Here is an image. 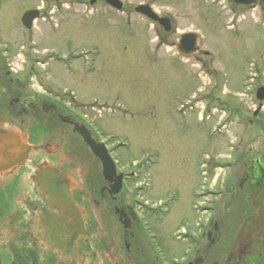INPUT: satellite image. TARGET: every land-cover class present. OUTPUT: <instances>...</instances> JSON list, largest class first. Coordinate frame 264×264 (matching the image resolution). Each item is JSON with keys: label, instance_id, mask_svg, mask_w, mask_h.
<instances>
[{"label": "rangeland", "instance_id": "rangeland-1", "mask_svg": "<svg viewBox=\"0 0 264 264\" xmlns=\"http://www.w3.org/2000/svg\"><path fill=\"white\" fill-rule=\"evenodd\" d=\"M13 1L0 2V52L23 72L38 59L31 75L40 88L90 117L100 137L109 134L119 169L134 162L129 167L137 175L128 181L141 207L146 200L143 227L154 232L150 240L163 263L180 264L206 219L201 207L214 204L238 154L264 152V98L262 109L250 113L255 88L264 86V4L121 0L122 10H115L104 0ZM139 2L169 16L171 29L163 32L137 13ZM38 5L39 16L25 30L21 10ZM189 29L208 51L198 60L174 50L177 34ZM204 147L217 191L208 199L194 195Z\"/></svg>", "mask_w": 264, "mask_h": 264}, {"label": "flooded vegetation", "instance_id": "flooded-vegetation-1", "mask_svg": "<svg viewBox=\"0 0 264 264\" xmlns=\"http://www.w3.org/2000/svg\"><path fill=\"white\" fill-rule=\"evenodd\" d=\"M257 4L263 5L264 0L248 6L254 7ZM28 8L33 7L21 10L19 21L22 12ZM29 29L30 27L25 28ZM200 53L201 51L195 56L199 58ZM6 60V56L0 52V120H18L19 129L24 131L27 141L36 144L37 157L36 162H26L17 169L23 175L21 181L17 175H0V264H40L43 258L46 259V264H75L50 254L37 240L34 226L33 231H29L31 214L45 203V198L39 195L33 180L25 177V174L32 171L27 166L51 162L60 169V161L62 164L64 162V169H79L82 176L84 175L73 191L78 190L79 195L88 196L93 201L100 198L107 202L104 214L101 216L96 212L94 217L97 220L93 219L87 225L86 238H77L84 254L83 264H162L160 251L154 249L150 240V235L154 232H150V227H143L139 216L142 217L145 213V209H142L143 203L141 207V201L128 189V180H133L136 172L128 167L124 170L118 169L123 172L124 187L122 185L121 189L114 192V173L108 177L103 175L100 161L86 141L95 144L96 140L103 139L96 132H82L83 124L79 118L68 116L47 97L38 95L35 90L31 91L35 84L42 85L41 80L31 75L35 73L31 64L25 72L22 68L21 72L14 73L10 71ZM32 61L37 62L38 59L33 58ZM32 78L34 81H31ZM251 113L254 116L256 114ZM104 144L109 151L110 144L107 141ZM204 154L205 151L202 153L203 157ZM205 171L209 172L208 162L203 173ZM205 178L202 177L201 189L195 194L208 199L207 195L211 191ZM243 184L253 187L252 193H247L244 197L246 205L251 209L246 207L233 212L238 206V195ZM218 195V201H224L223 210L227 204L234 209H230L224 218H212L209 216V207L202 206V211L207 212L206 219L197 230L191 249L180 264H264V225L245 224L246 218L258 214L261 204L263 205L261 198L264 196V153L260 156L249 155L248 152L241 154L238 164L230 168L222 180ZM93 205L94 208L97 207L96 204ZM217 207L215 204V208ZM109 215L116 216V224L106 219ZM8 242H11V247ZM18 247L27 262L25 258L10 259L15 255L12 251L9 255L2 256V248Z\"/></svg>", "mask_w": 264, "mask_h": 264}, {"label": "water", "instance_id": "water-1", "mask_svg": "<svg viewBox=\"0 0 264 264\" xmlns=\"http://www.w3.org/2000/svg\"><path fill=\"white\" fill-rule=\"evenodd\" d=\"M109 4L119 7L118 0H106ZM241 2H253L254 0H234ZM139 12H142L151 19H154L161 23L164 29H169L167 17H159L151 11V9L144 4H139L135 7ZM35 11L28 10L22 17L31 19L35 16ZM176 47L178 51L189 54L194 52L198 47L197 35L194 32L186 31L179 34L176 40ZM256 96L261 98L263 96V88L259 87L256 92ZM66 116V115H65ZM67 119L69 118L66 116ZM19 122L16 119L0 120V175L2 176H15L17 175L21 181L23 175L19 174L17 169L24 166L26 162L28 164L36 162V144L27 141V137L24 131L19 129ZM55 132H57L55 130ZM57 140V138H55ZM92 148V151L97 156L101 164L102 173L105 177L114 173L111 162L107 159L105 154H101V149H98L92 141L86 140ZM57 142V141H56ZM70 154V152H68ZM67 156V155H66ZM42 160V157H40ZM50 160V158L48 159ZM47 160V161H48ZM57 162V160L54 159ZM108 162V166L103 164ZM61 165L57 168L51 162L49 163H37L34 165H28L32 171L29 174H25V177L36 184L39 195L45 198V203L41 204L39 208L31 214L29 221V231H34L37 236V240L49 251L50 254L63 258L66 261H72L75 264H83V252L82 247L78 241V237L85 239L88 233L87 225L92 223V220H97L94 215L98 212L101 216L104 214L105 199H98L93 201L90 197L79 195L78 190H75L77 183L79 184L83 180L84 175L79 169L65 168L64 162L60 161ZM107 168V169H106ZM95 176V175H94ZM116 179L114 183V192L119 189V176L115 175ZM253 187L250 184H243L241 191L238 195V206L229 207L227 204L224 211L219 218H224L225 214L230 210L244 209L248 207L244 197L247 193H252ZM263 205L260 206V212L249 216L245 220V224L256 226L264 225V196L261 198ZM261 200V203H262ZM41 203V202H39ZM96 204V208L94 205ZM243 215V213H241ZM93 215V217H90ZM244 216V215H243ZM245 217V216H244ZM113 224L117 223L115 215H109L106 217ZM36 221V223H35ZM36 224V225H35ZM37 226V228L35 227ZM11 242L7 244L11 247ZM6 243H3V245ZM12 249V250H10ZM12 251L13 255L10 259H27L18 248H2V256L9 255ZM16 251L18 253H16ZM24 252V251H23ZM30 264V263H29ZM40 264H46V259H41Z\"/></svg>", "mask_w": 264, "mask_h": 264}]
</instances>
